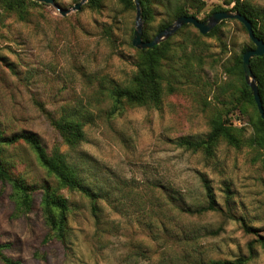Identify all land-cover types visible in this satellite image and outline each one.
Segmentation results:
<instances>
[{"label":"rangeland","instance_id":"374dc122","mask_svg":"<svg viewBox=\"0 0 264 264\" xmlns=\"http://www.w3.org/2000/svg\"><path fill=\"white\" fill-rule=\"evenodd\" d=\"M80 1L57 4L66 10ZM227 1L159 0L150 34L157 35L175 6L203 21L216 7L230 10ZM247 2L264 12V0ZM39 4L20 19L0 3V133L29 131L48 152L58 147L100 195L99 221L89 199L61 188L32 148L22 142L3 147L9 171L34 187L25 212L0 181L3 252L20 264H205L239 257L264 264V148L250 144L260 113L239 97V77L227 71L232 55L254 48L242 24L225 20L212 37L192 26L174 34L161 61L160 105L120 104L109 91L137 72L135 12L116 0L97 9L86 1L63 17ZM64 114L83 126L84 141L75 147L63 143L49 120ZM218 115L242 129L240 147L219 140L207 155L176 144L206 135ZM203 177L215 210L197 213L207 205ZM46 184L68 202L65 243L47 240Z\"/></svg>","mask_w":264,"mask_h":264},{"label":"trees","instance_id":"16d2710c","mask_svg":"<svg viewBox=\"0 0 264 264\" xmlns=\"http://www.w3.org/2000/svg\"><path fill=\"white\" fill-rule=\"evenodd\" d=\"M57 3V0H54ZM104 0H87V6L97 9ZM123 10L126 12H135L133 0H116ZM143 19L142 39L144 41L151 40L154 36L150 34V26L155 19L156 7L159 6V0H139ZM2 6L8 11H15L20 19H24V15L28 12L30 6L40 5L32 0H0ZM233 3L229 11L239 13L245 16L252 24L255 35L264 42V32L260 30V25L264 26V12L257 10L247 2V0H228L227 4ZM218 11H228L221 7L214 8L209 16ZM170 14V11L167 12ZM182 16L189 15L183 6H175L169 16V19L160 23L157 33L169 27L174 20ZM220 22L207 37L216 36L220 26ZM243 26V25H242ZM191 25L181 27L175 35L182 33ZM244 28V26H243ZM245 29V28H244ZM246 31V30H245ZM156 33V34H157ZM171 39H167L156 45L152 49L138 50L137 56V72L129 83L125 85H115L110 89L111 97L120 103L125 101L130 104L151 105L158 107L163 97L162 87V65L161 61L169 51ZM249 48H243L238 54L230 57V65L227 71L231 76L239 77L240 86L238 88L239 97L247 104L251 105L257 111L253 96L249 87L245 84L242 71V54ZM252 73L256 78L259 96L264 109V54L260 57H253L250 60ZM258 112V111H257ZM51 125L61 136L63 143L69 147H75L80 142L84 141L85 134L81 121L74 114H64L59 119L49 117ZM259 128L256 134L250 139V144L255 147L264 148V121L258 116ZM242 129L233 127L230 120L226 117L218 115L211 120L210 131L203 137H181L178 138L176 144L188 150H203L207 155H211L213 149L219 140L225 141L228 145L238 148L242 144ZM22 142L32 148L36 155L39 164L47 171L49 175H53L61 188L69 191L80 193L89 199L91 213L95 221H99L100 208L98 201L100 195L95 191V188L86 184L78 175L75 168L68 162L66 155L55 147L53 151L48 152L43 145L39 136L29 131H21L11 136L0 133V181L8 183L11 186L13 194L17 197V207L22 211H29L32 208V192L34 187H31L26 181L20 177L13 175L7 163L3 160V147L12 146ZM202 184L205 189L207 205L197 209V213L215 210L214 198L207 178H202ZM42 198L41 205L45 216V222L48 226L49 239L57 240L65 243L68 234V215L69 206L67 200L62 196L58 188L52 187L49 184L41 187ZM181 209V208H180ZM7 248L6 245H0V264H20L8 257L3 251ZM251 250V247H250ZM248 259L239 257L234 261H210L205 264H246Z\"/></svg>","mask_w":264,"mask_h":264},{"label":"water","instance_id":"95a60500","mask_svg":"<svg viewBox=\"0 0 264 264\" xmlns=\"http://www.w3.org/2000/svg\"><path fill=\"white\" fill-rule=\"evenodd\" d=\"M32 1L51 5L52 7L55 8L56 11L59 12L61 16L64 17L67 14H69L71 11H78L81 8L82 4H84L87 0H81L79 3L74 5L72 9H66V10H63L54 0H32ZM133 1L135 5V24H134L135 27L133 31L131 44L137 50H147L154 48L162 41L171 38L181 27L185 25H191L201 35H206L210 33L222 21L236 20L239 23H241L244 26L250 41L254 45V48L247 49L242 54L243 79L245 84L251 90L257 111L258 113H260L259 116L264 121V109L259 96L258 87L256 84V78L252 73L250 67V60L253 57H260L264 54V42L255 35L251 22L245 16L229 10L214 12L206 20L203 21L198 20L194 16H182V17H178L169 27L158 32L157 35H155L151 40L144 41L142 39L143 19L140 8V2L139 0H133Z\"/></svg>","mask_w":264,"mask_h":264}]
</instances>
